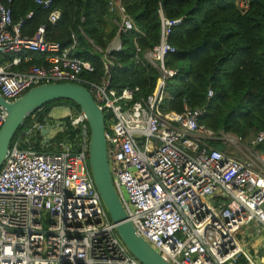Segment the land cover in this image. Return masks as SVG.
<instances>
[{
	"label": "built area",
	"instance_id": "2783aa9c",
	"mask_svg": "<svg viewBox=\"0 0 264 264\" xmlns=\"http://www.w3.org/2000/svg\"><path fill=\"white\" fill-rule=\"evenodd\" d=\"M11 3L0 1L1 97L13 102L33 87L58 82L87 87L108 115L110 173L137 234L170 264H264V152L257 154L258 163L239 160L210 145L228 135L218 137L199 123L203 109L185 107L180 115L163 108L167 81L177 75L164 63L176 52L167 37L179 21L160 12L158 44L142 53V59L135 47V61L158 72L152 93L136 98L138 87H110V55L121 49L119 34L139 33L122 0L108 5L116 36L104 50L96 48L103 60L100 82L82 76L93 67L72 52L75 38L63 49L46 39V25L31 37L23 35L33 13L14 23ZM35 3L44 10L52 5L51 0ZM60 16L51 10L47 21L53 25ZM26 51L44 58L28 63L22 55ZM212 95L209 88L207 98ZM5 115L0 104V127ZM67 118L81 131L75 151L62 142L58 152L37 151L30 137L46 128L38 122L24 128V139L18 137L7 151L0 168V264H142L117 235L95 187L84 114L71 110ZM260 144L264 146V130L249 147ZM243 244L252 245L253 251Z\"/></svg>",
	"mask_w": 264,
	"mask_h": 264
},
{
	"label": "trees",
	"instance_id": "16d2710c",
	"mask_svg": "<svg viewBox=\"0 0 264 264\" xmlns=\"http://www.w3.org/2000/svg\"><path fill=\"white\" fill-rule=\"evenodd\" d=\"M7 2V0H0ZM111 0H51L49 9H41L35 0H12V21L32 12L21 32L33 36L40 25H46L45 37L68 48L74 38L72 52L88 61L92 72L82 76L94 82L104 77L102 53L114 39L117 25L108 11ZM126 13L132 18L138 32L119 34L121 49L112 52L113 67L110 87L120 91L125 87L139 90L136 98L150 95L158 72L142 60L135 61V47L142 53L158 44L160 12L166 19L178 20L171 27L167 41L176 52L165 57V66L177 70L166 85L163 108L183 114L185 107L203 109L199 123L220 133L244 138L249 132L256 135L264 130V0H122ZM51 10H58L60 19L53 25L47 21ZM22 55L28 63H40L44 54L26 51ZM14 54H9L12 58ZM213 95L207 98L208 89ZM58 105L69 107L74 114L80 107L71 100L48 102L36 110L15 133L24 139L22 131L34 122L53 126L50 111ZM106 125L108 115L105 114ZM59 130L45 141L41 131L33 133L30 141L37 151L58 152L59 143H68L77 149L81 140L79 126H72L68 118L60 120ZM89 129V128H88ZM210 145L222 148V142L211 140ZM220 145V146H219ZM24 148L23 145H21ZM260 152L264 146L257 145ZM237 264H243L241 260Z\"/></svg>",
	"mask_w": 264,
	"mask_h": 264
},
{
	"label": "water",
	"instance_id": "95a60500",
	"mask_svg": "<svg viewBox=\"0 0 264 264\" xmlns=\"http://www.w3.org/2000/svg\"><path fill=\"white\" fill-rule=\"evenodd\" d=\"M59 99L76 103L86 118L90 131L88 154L90 170L95 187L111 222L115 224V231L119 238L130 254L142 264H170L137 234L135 227L128 219L110 173L105 137V116L87 87L71 82L41 84L29 89L20 98L9 103L0 95V104L6 112L4 122L0 127V168L19 127L36 110L48 102ZM47 127L50 128V125ZM47 129L42 131L44 136L48 133Z\"/></svg>",
	"mask_w": 264,
	"mask_h": 264
},
{
	"label": "rangeland",
	"instance_id": "374dc122",
	"mask_svg": "<svg viewBox=\"0 0 264 264\" xmlns=\"http://www.w3.org/2000/svg\"><path fill=\"white\" fill-rule=\"evenodd\" d=\"M70 112L71 109L63 105L55 106L50 111V119L51 121H54V123L53 126H50V128L46 127V129L48 128V133L46 135L48 136V139L55 135V133L59 130L58 123L61 119L68 117ZM254 136L255 134L252 132H249L244 138L228 135L226 139L222 141V150L239 160H248V162L253 161L258 163L255 159L257 154H263L258 149L254 147H249L250 141L251 139H253ZM243 246L249 249L250 251H253L252 245L243 244Z\"/></svg>",
	"mask_w": 264,
	"mask_h": 264
},
{
	"label": "crops",
	"instance_id": "0c3cea01",
	"mask_svg": "<svg viewBox=\"0 0 264 264\" xmlns=\"http://www.w3.org/2000/svg\"><path fill=\"white\" fill-rule=\"evenodd\" d=\"M117 2H119L120 0H116Z\"/></svg>",
	"mask_w": 264,
	"mask_h": 264
}]
</instances>
